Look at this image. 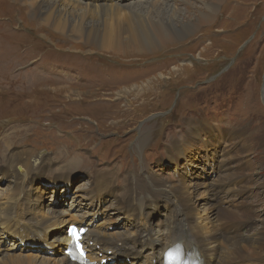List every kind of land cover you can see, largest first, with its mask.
I'll return each instance as SVG.
<instances>
[{
  "label": "rangeland",
  "instance_id": "obj_1",
  "mask_svg": "<svg viewBox=\"0 0 264 264\" xmlns=\"http://www.w3.org/2000/svg\"><path fill=\"white\" fill-rule=\"evenodd\" d=\"M174 1L171 5L181 10L191 5L181 12L182 20L175 28L185 27L186 33H182L185 29H180L177 36L170 35L150 51L130 47L115 49L113 46L112 49L91 51L90 46L77 45L79 38L76 35H61L48 26H37L41 21L28 15L29 10L21 0H0L3 3H0V137L10 128L7 123L13 125L18 120V124H25L26 119L33 116L39 120L34 122L43 129L25 144L13 146L19 151L12 154H19L26 148L47 158L45 164L38 165L33 172L40 174L37 175L41 176L40 183L47 184L52 176L71 173L66 189L61 192L64 179L56 181L60 186L56 188L55 200L50 199L49 194L54 189H46L49 192L43 195L41 203H37L39 206L49 204L57 210L68 208L75 194L83 188L94 196L95 187H88L91 175L107 171L116 174L112 182L119 193L124 189L120 182H125L130 173L142 180L154 175L178 187L195 185L197 188L189 197L191 203L199 204L201 213H209L218 208L215 193L224 194V190H212L215 185L212 183L222 174L225 166H220V161L229 153L231 159L223 164L239 168L246 178L241 186L244 185L248 195L238 199L244 198L241 201L256 208L255 227L263 219L264 0H186L187 5L180 0ZM211 5L215 12L210 14L207 8ZM222 13L228 18L223 19ZM231 19L236 21L231 23ZM116 21L123 27L127 24ZM110 26H107L108 31L115 33L116 23L112 22ZM141 29L147 36L152 35L148 26ZM226 29L231 31L224 33ZM218 31L221 33L217 34ZM68 38L74 42H68ZM119 61L127 64L122 72L117 70ZM145 63L143 68L141 65ZM5 64H22L9 70L17 78L41 77L46 81L38 84L26 79L24 83L14 80L13 84H6L4 81L12 75L4 79L7 75ZM183 65L186 67L183 76L158 83L146 82ZM61 77L66 78V82L61 81ZM129 79L134 82L141 79L142 82L130 84ZM95 100L109 102L96 103ZM89 119L95 125L90 124ZM197 124L206 129H218L226 138L229 131L231 133L227 140L221 138L216 148L204 150L208 147L206 143H190L192 137H202L193 126ZM140 125H145L147 140L137 149L136 134ZM182 129L186 131L170 142V138ZM97 132L100 135H94ZM209 137L208 142H211ZM160 141L164 148L158 147ZM84 143L83 147L76 146ZM168 144L166 153L164 149ZM65 146L70 147L64 150ZM74 147L83 149L77 151ZM239 147H243V151ZM6 150L7 147H0V160H4ZM59 152L76 153L80 160L74 164L78 166L62 169L65 157L60 158ZM212 154L218 157H211ZM245 160L251 162L249 167L244 164ZM89 164L93 168H89ZM185 164L189 168L186 169ZM195 172L202 183L191 181ZM230 175L237 176L234 171ZM5 188L6 182L0 178V195ZM112 198L113 195H108L99 214L95 215L98 218L95 225L106 233L122 232L123 228L131 233L136 228L161 227L165 218L173 214L172 204L157 195L147 202L143 214L146 217L140 215L136 220L129 217L126 209H112ZM84 210L82 208L79 213ZM105 215L112 219L106 220ZM102 222H106L105 228L99 227ZM228 230L231 233V228ZM43 231L54 233L51 239L61 235L58 229ZM48 239L44 238L43 244ZM5 247L0 253L6 252ZM120 251L121 246L115 244L110 251L104 249L103 255L113 257ZM132 254L128 252V255ZM240 262L236 260V264Z\"/></svg>",
  "mask_w": 264,
  "mask_h": 264
},
{
  "label": "bare ground",
  "instance_id": "obj_2",
  "mask_svg": "<svg viewBox=\"0 0 264 264\" xmlns=\"http://www.w3.org/2000/svg\"><path fill=\"white\" fill-rule=\"evenodd\" d=\"M21 1L27 7V11L29 10L28 15L32 19L36 18L41 21L37 26H48L57 33H61V35L64 33H67L70 37L76 35L79 38L77 45L90 46L91 51L98 48L100 51L112 49V46L115 49L130 47L137 51H150L156 45L165 42L170 35L177 36L180 29H185L182 33L188 31L185 27L175 28L182 20L181 12L191 8L189 4V6L181 10L179 7L171 5L175 2L174 0H129L127 2H124V0ZM180 3L187 5L188 1L180 0ZM241 3L245 2L242 1ZM207 10L210 14L215 12L214 5L209 6ZM152 15L154 17H151ZM221 17L223 19L228 18L223 13ZM203 18L208 19L205 16ZM236 19L239 21L237 16ZM116 20L127 24L123 27ZM235 21V19H231V23ZM112 22L117 25L115 33L108 31V27H111L110 23ZM198 22L200 21L198 20ZM102 23L103 27L100 28ZM143 26H148L152 31V35L147 36L144 34L141 31ZM227 31L229 32L231 29L223 30L224 33ZM219 33L221 32L218 31L217 34ZM123 36L124 38H122ZM67 41L74 42L70 38ZM85 48L90 49L89 47ZM74 54L80 55V53L75 52ZM0 58L2 57L0 56ZM124 62L126 61H119L118 66L120 68L118 69L117 67L118 71L122 72L123 69L127 68V64ZM146 63L141 66L144 68ZM21 65L5 64L7 75H5L4 79L6 80V77L12 75L11 78L4 81L6 84H13L14 80L24 83L26 79L30 83L38 84L46 81V79L37 76V78H17L13 75V72L10 74L9 70L16 69ZM184 68H186L184 65L175 67L167 73L151 79L153 81L148 80L146 82L158 83V81L181 76ZM190 68L193 70L191 65ZM151 72L154 71L152 70ZM66 80V78L61 77V81L66 82ZM130 82V84L141 83L142 80L134 82L131 79ZM53 100L58 103L56 98ZM95 102L103 103L109 101L95 100ZM32 117L28 120L26 119L25 124H18L20 122L16 119L13 125H10V122L7 123L10 128L3 131L5 134L2 138L0 137V147L8 148L5 151L4 160H0V178L6 182V188L0 195V249L8 244V247H5L7 249L6 252L0 253V264H74L63 255L69 239L62 234V231H66L67 227L75 225L79 228L87 229L84 235V246L92 264H101L102 261L106 263L111 261L108 264H163L166 254L175 245L182 246L187 255L194 251L200 264H236V260L241 261L240 264H264V209L262 210L263 219L255 227L256 208L246 201H241L244 198L238 199L248 195V193L245 194L244 185L241 186V184H245L246 178L240 173L239 168H229L223 164V161L231 159V154L226 153L220 161V166L223 165L225 167L220 177L217 180L215 178V181H213L212 184L215 185L212 186V190L217 189V192L224 190V194L215 193L214 196L218 200V208L211 210L209 213H201L199 211L200 205L191 203L189 197L197 188L195 185L178 187L154 175L142 180L140 177L130 173L125 182H120L123 184L124 189L122 190L123 192L119 193L120 191L115 189L117 187L112 182L116 179V174L107 171L95 172L94 175H91L88 187H95L97 192L94 196L89 194L87 188H83L75 194L73 197L74 201L68 208L57 210L54 206L49 207V204L44 207L39 206L37 203H41L43 195L49 192L46 189H54L49 194L51 196L50 199L55 200L57 186H60L59 183L64 179V183L62 182L64 186L61 189L62 191L60 190L63 192L71 180L69 179L71 173L63 176L61 174L52 176L47 184L44 182L40 183L39 178L41 176H37L40 174L33 172H35L38 165L45 164L47 158H44L43 154L35 153L33 150L26 148H23L22 150L24 151L19 154H12L19 151L14 150L13 146L25 144L35 137L40 129H43V126L34 122L39 120ZM89 122L95 125V122L90 119ZM193 126L198 132L202 133L200 135L202 137H192L190 143L194 141L199 144L206 143L208 147H204V150L216 148L219 140L221 138L227 140L229 133H231L229 131L226 138L220 133L222 131L219 130L218 132V129L213 130L211 127L206 129L198 124ZM186 130H180L169 141L171 142ZM62 132L67 133L65 130H62ZM95 134L100 135L99 132ZM207 136L212 138L211 142H208ZM136 138L137 144L135 147L139 149L147 140L145 125H140ZM9 144H11L10 147ZM169 144L164 149L166 153ZM84 145L85 143L82 145L76 144V146L81 147ZM67 147L70 146H65L64 150ZM158 147L164 148L161 141L158 143ZM81 149L83 148L76 149L74 147L73 150L80 151ZM147 149L148 147L145 148V152H147ZM239 150L243 151V147H239ZM68 153L59 152L60 158L61 156L65 157L64 166L61 167L60 165L65 170L76 166L77 164H74V162L80 160V158H76V153L73 152L72 155ZM176 157L178 158L179 156ZM211 157L217 158L218 155L212 154ZM244 164L249 167L251 162L246 161ZM54 165L57 167L56 163H53ZM185 166L186 169L189 168L187 164ZM89 168H93V165L89 164ZM230 169H234L232 171L236 172L237 176H231L230 173L232 171ZM117 174L119 175L120 173ZM192 178V182L202 183L197 180L198 174L196 172ZM56 181L60 182L55 183ZM262 182H264V179H262ZM137 190L139 191L138 194L136 193ZM101 191L105 192L97 196ZM247 192L251 193L250 190ZM108 195H113L112 209H126L129 217L136 220H138L140 215L144 214L147 202L157 195L163 196L168 203L172 204L173 214L170 218H165L161 227L151 228L146 226L136 228L131 233L128 232V229L123 228L122 232L106 233L95 225L98 220L95 215L99 214L103 200L107 199ZM52 203L55 202L52 201ZM82 208H85V210L79 213ZM103 217L106 220L112 219L108 215ZM26 223L34 224L36 227ZM105 223L102 222L99 227L105 228ZM64 226L65 229L63 228ZM229 228H231V233H228ZM54 229H58V233H61L58 238L52 237L51 239L50 237L54 233L47 234L46 231H43ZM232 231H235V233L232 234ZM44 238H49L45 244L42 242ZM64 241L65 243H63ZM50 243L52 244L50 245ZM115 244L120 245L122 251L114 254L113 257H108L106 254L103 255L104 249L105 252L110 251ZM30 248H33V250ZM17 252L20 253L15 254ZM128 252L133 254L128 255ZM141 253L143 255L139 256Z\"/></svg>",
  "mask_w": 264,
  "mask_h": 264
},
{
  "label": "snow or ice",
  "instance_id": "obj_3",
  "mask_svg": "<svg viewBox=\"0 0 264 264\" xmlns=\"http://www.w3.org/2000/svg\"><path fill=\"white\" fill-rule=\"evenodd\" d=\"M72 234L75 236V232H74V230H73ZM78 246H79V245H78Z\"/></svg>",
  "mask_w": 264,
  "mask_h": 264
},
{
  "label": "water",
  "instance_id": "obj_4",
  "mask_svg": "<svg viewBox=\"0 0 264 264\" xmlns=\"http://www.w3.org/2000/svg\"><path fill=\"white\" fill-rule=\"evenodd\" d=\"M263 89H264V87H263ZM263 96H264V91H263ZM263 103H264V100H263Z\"/></svg>",
  "mask_w": 264,
  "mask_h": 264
}]
</instances>
